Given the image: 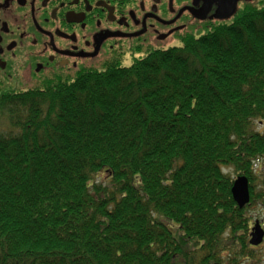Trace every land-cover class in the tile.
I'll list each match as a JSON object with an SVG mask.
<instances>
[{"label":"trees","instance_id":"obj_1","mask_svg":"<svg viewBox=\"0 0 264 264\" xmlns=\"http://www.w3.org/2000/svg\"><path fill=\"white\" fill-rule=\"evenodd\" d=\"M248 15L129 66L0 94V264L251 262L264 3ZM224 169L249 181L243 209Z\"/></svg>","mask_w":264,"mask_h":264},{"label":"flooded vegetation","instance_id":"obj_2","mask_svg":"<svg viewBox=\"0 0 264 264\" xmlns=\"http://www.w3.org/2000/svg\"><path fill=\"white\" fill-rule=\"evenodd\" d=\"M263 3L0 0V94L126 66L155 52L181 47L190 38L242 28L249 11ZM256 222H250L249 231ZM261 246L249 249L257 251Z\"/></svg>","mask_w":264,"mask_h":264},{"label":"water","instance_id":"obj_3","mask_svg":"<svg viewBox=\"0 0 264 264\" xmlns=\"http://www.w3.org/2000/svg\"><path fill=\"white\" fill-rule=\"evenodd\" d=\"M231 195L233 201L240 209L249 203L250 200L249 183L246 177L238 176L233 181L231 188ZM263 238H264V231L257 222L254 228L251 230L249 244L251 246H258L262 243Z\"/></svg>","mask_w":264,"mask_h":264},{"label":"rangeland","instance_id":"obj_4","mask_svg":"<svg viewBox=\"0 0 264 264\" xmlns=\"http://www.w3.org/2000/svg\"><path fill=\"white\" fill-rule=\"evenodd\" d=\"M130 64L131 63H128L126 66H129ZM256 130L263 132L264 126L258 124V125H256ZM255 170L258 173L263 171L261 166H259L258 164L255 165ZM224 172L229 174L232 179H234L236 177V175L231 170L224 169ZM136 179H138V178L136 177ZM105 180H106V177H105V174H103V173H100L99 175H97L95 177V182H100V181H105ZM249 215H250L252 221L258 220L264 224V206H262V205L255 206L251 210V212H249ZM247 237H248V233H247ZM261 245L262 246L260 247V249H258L257 251H254L255 257L253 259H251V262L249 264H264V242Z\"/></svg>","mask_w":264,"mask_h":264},{"label":"bare ground","instance_id":"obj_5","mask_svg":"<svg viewBox=\"0 0 264 264\" xmlns=\"http://www.w3.org/2000/svg\"><path fill=\"white\" fill-rule=\"evenodd\" d=\"M251 24H252V21H250V26H251Z\"/></svg>","mask_w":264,"mask_h":264}]
</instances>
